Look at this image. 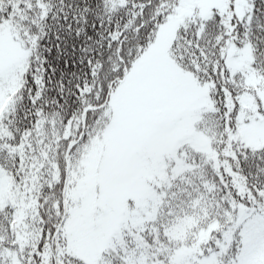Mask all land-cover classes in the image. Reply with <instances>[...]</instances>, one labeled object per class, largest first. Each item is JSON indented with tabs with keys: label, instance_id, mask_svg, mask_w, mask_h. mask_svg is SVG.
I'll list each match as a JSON object with an SVG mask.
<instances>
[{
	"label": "snow or ice",
	"instance_id": "1",
	"mask_svg": "<svg viewBox=\"0 0 264 264\" xmlns=\"http://www.w3.org/2000/svg\"><path fill=\"white\" fill-rule=\"evenodd\" d=\"M0 264H264V0H0Z\"/></svg>",
	"mask_w": 264,
	"mask_h": 264
}]
</instances>
